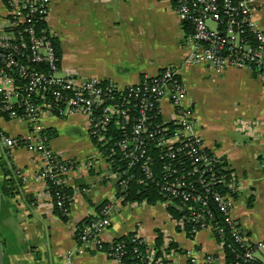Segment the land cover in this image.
Listing matches in <instances>:
<instances>
[{"label": "built area", "instance_id": "2783aa9c", "mask_svg": "<svg viewBox=\"0 0 264 264\" xmlns=\"http://www.w3.org/2000/svg\"><path fill=\"white\" fill-rule=\"evenodd\" d=\"M171 1L180 23L192 31L186 38L191 50L185 64L205 65L216 74L249 70L264 81V31L254 20L260 8L257 0ZM5 3L7 14L0 20V118L26 122L29 132L17 137L2 133L3 145L41 157L37 180L44 184L54 207L68 217L70 209L65 204L70 196L66 190L76 164L49 148L42 117L84 115L99 156L109 164L120 188L121 195L101 205L95 218L75 227L78 247H93L121 264H175L174 251L160 255L138 233L128 244L104 242L114 209L123 203L129 185L140 178L166 198V206L179 205L184 216L178 224L183 231L188 224L191 237L200 231L229 236L224 256L228 250L237 264H264L256 258L264 243L250 242L233 215L241 187L226 161L194 130V109L179 70L168 67L127 87L78 73L62 74L54 36L44 26L51 0ZM166 99L173 109L170 121L163 116ZM117 153L121 162L115 170V163L109 160ZM74 255L71 250L66 253L67 264ZM188 258V264L217 262L214 256L202 263L191 255Z\"/></svg>", "mask_w": 264, "mask_h": 264}, {"label": "crops", "instance_id": "0c3cea01", "mask_svg": "<svg viewBox=\"0 0 264 264\" xmlns=\"http://www.w3.org/2000/svg\"><path fill=\"white\" fill-rule=\"evenodd\" d=\"M257 2L260 8L254 20L264 31V0ZM6 14L5 0H0V20ZM47 26L60 46L62 74L78 73L83 78L127 87L139 83L145 75L177 68L188 87L195 132L227 162L241 187L235 196L233 215L250 242L264 243V81L249 70L228 69L216 74L205 65L185 64L191 49L171 0H51ZM210 71L215 74L213 83L225 82L242 90L247 87L254 95L245 93L234 103L204 110L206 96L200 80ZM163 116L167 121L174 118L167 99ZM42 125L51 132L47 136L49 148L76 164L69 181L73 204L68 220L63 221L56 215L44 184L37 180L41 157L23 148L7 149L2 143L0 158H6L7 151V158L23 180L14 198L1 194L11 239L4 249L5 264H67L65 255L70 250L75 252L71 264H121L93 247H78L75 238V227L95 218L100 206L120 192L109 164L99 156L89 135L87 117L45 114ZM28 132V123L0 118V136L17 137ZM88 162L93 165L88 166ZM3 181L0 168V192ZM111 221L103 236L106 243L135 232L155 245L160 232L165 241H173L178 247L172 253L175 264H188L190 255L201 263L214 256L215 264H228L214 233L200 231L189 237L162 202L118 204ZM256 258L264 260V250L256 252Z\"/></svg>", "mask_w": 264, "mask_h": 264}, {"label": "trees", "instance_id": "16d2710c", "mask_svg": "<svg viewBox=\"0 0 264 264\" xmlns=\"http://www.w3.org/2000/svg\"><path fill=\"white\" fill-rule=\"evenodd\" d=\"M44 26H47L44 24ZM186 35L191 34V29L189 26H183ZM54 43L58 51V57L59 59L61 58V50L58 41L54 37ZM51 132L50 131H45L44 132V138L48 141L47 136H50ZM104 151V150H103ZM6 158L1 157L0 158V168L3 172L4 176V181L1 186V192L2 196L7 197V198H14L15 195L18 193V188L21 187L23 180L21 177H19V170H17V167L7 158V151H5ZM121 156L117 153L116 156L110 158V162L115 163L114 169L116 170L117 165L121 162L119 159ZM227 165V162H225ZM66 193L70 196V200H68L65 204L66 208H71V205L73 204V192L71 188H68L66 190ZM125 195V199L123 200V204L125 205H134V204H148V205H155L158 202L166 203V198H164L157 189L153 188L149 184L145 183L142 181L140 178L138 180L133 181L130 185L129 188L126 190V192L123 193ZM121 193L117 194V196H120ZM103 205V204H102ZM101 207V206H100ZM168 207V212L172 218H174L176 221H180L183 219V213H181L179 209V205L174 203L171 204ZM100 209V208H99ZM56 215H58L63 221H67L68 217L64 216L62 212L55 206L54 208ZM189 225L187 224L185 226V232L189 237L190 236V228L188 227ZM181 229V228H180ZM182 230V229H181ZM137 233L132 232L127 235H124L115 241V244H118L120 242H126L128 244L129 241L136 235ZM216 238L218 239V242L221 244V246L226 247V243L230 242L229 236L223 237L219 234H215ZM164 235L159 232L158 237L155 241V246L159 250L160 255H169L172 252L178 250V247L176 243L173 241H170L166 243ZM109 245L106 244V248L109 249ZM131 247V245H130ZM125 261L130 262V257L125 256L124 257ZM226 262L228 264H237V260L235 259V256L230 252L226 251V256H225Z\"/></svg>", "mask_w": 264, "mask_h": 264}, {"label": "rangeland", "instance_id": "374dc122", "mask_svg": "<svg viewBox=\"0 0 264 264\" xmlns=\"http://www.w3.org/2000/svg\"><path fill=\"white\" fill-rule=\"evenodd\" d=\"M211 74L207 77L204 75V77L200 80V83L203 87L202 90L205 92L204 94L206 96V99L203 103L204 110H211L213 107L216 108L223 103H234L235 101L240 100L241 96L245 93L250 96L254 95V92L247 87L242 90V88L240 89L237 86L226 84L225 82L213 83L215 74L213 72H211ZM206 78H209V80L205 81ZM0 145H2L1 140ZM0 238L4 251L6 245L11 239L7 225V207L3 200L0 201Z\"/></svg>", "mask_w": 264, "mask_h": 264}, {"label": "water", "instance_id": "95a60500", "mask_svg": "<svg viewBox=\"0 0 264 264\" xmlns=\"http://www.w3.org/2000/svg\"><path fill=\"white\" fill-rule=\"evenodd\" d=\"M7 137H9V135H7ZM0 200H1V194H0ZM0 264H5L4 251H3V246H2V243H1V238H0Z\"/></svg>", "mask_w": 264, "mask_h": 264}]
</instances>
